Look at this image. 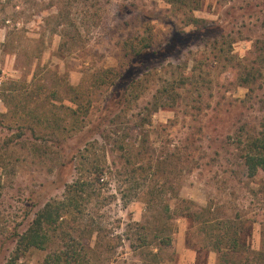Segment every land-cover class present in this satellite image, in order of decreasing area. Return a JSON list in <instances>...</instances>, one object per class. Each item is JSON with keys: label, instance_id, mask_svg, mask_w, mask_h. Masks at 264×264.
<instances>
[{"label": "rangeland", "instance_id": "374dc122", "mask_svg": "<svg viewBox=\"0 0 264 264\" xmlns=\"http://www.w3.org/2000/svg\"><path fill=\"white\" fill-rule=\"evenodd\" d=\"M74 116L86 131L73 129ZM124 134L137 138L139 169L120 174L131 154L117 147ZM263 135L264 0H0V264L80 177L79 210L69 207L48 248L19 264H42L65 236L98 246L100 264H148L132 244L135 222L158 224L141 200L152 184H165L174 214L162 262L213 264L199 226L214 217L244 219L262 258L264 172L248 177L243 154ZM82 155L103 169L82 173Z\"/></svg>", "mask_w": 264, "mask_h": 264}, {"label": "trees", "instance_id": "16d2710c", "mask_svg": "<svg viewBox=\"0 0 264 264\" xmlns=\"http://www.w3.org/2000/svg\"><path fill=\"white\" fill-rule=\"evenodd\" d=\"M169 1L175 2L183 0ZM142 49L143 48L138 49L137 52L140 53ZM168 92L170 96L171 91ZM77 96L79 97L78 93ZM77 96L76 99H78ZM161 97L162 96H160V99H162ZM73 101L75 102V100ZM159 101L158 99L157 102H152L151 110L150 107H148L151 113L153 110L159 108L161 105ZM167 103H169V105L171 104V102ZM162 105L167 104L164 103ZM37 107L38 105L34 106V109H36L35 116L33 115L34 119L41 121L45 120L44 116L49 117L46 116V114L43 115L42 110H39V113H37ZM78 109H72L74 115L79 114L80 111ZM75 118L72 124L73 129L77 131H86L85 126L87 125L80 124L81 119L79 117ZM107 119L108 116H104L101 125L105 123ZM59 122L60 120L56 119L55 125H59L57 124ZM145 123L144 121L137 125L141 127V125L144 126ZM55 125L53 123L52 126L55 127ZM62 127L63 126L60 125L59 129H62ZM124 136H121L116 141L117 147H120V149L124 151V154H130L132 148L136 145L137 138L134 137V134H124ZM132 156L133 153L127 158L125 165L120 168V174H123V170L128 169V172L133 173L139 169L135 168L134 162L131 159ZM243 159L248 177H254L261 171L264 172V135L261 137L256 136L247 142ZM77 166L81 172L85 170L88 171L91 167H94L96 170L103 169V164L98 160L85 161L84 158L82 162H78ZM131 167L133 168L131 169ZM141 168L144 169L143 166H141ZM87 184L88 182L80 177L74 182L66 184V193L63 200L47 201L45 205L36 212L27 230L21 234H17L16 246L6 264H19L18 261L22 255L31 248L47 249L49 241L51 240L49 234L50 229L55 228L56 230L58 226L60 227L63 224L64 213L69 207L74 206L79 210L78 204L80 203V194L85 190ZM164 186L165 184L160 185L157 190V188L155 189V184H152L141 196V200L144 201L148 208L152 207L157 209L155 219L158 221V224L149 226L148 223L135 222L136 225L134 228H138L139 232L134 238L136 244H132V246L143 251L144 261L148 262V264H168L166 261H161L163 249L173 245L175 242L176 236L169 230V221L174 214L172 213L170 204L165 200L166 197L164 198L162 196V191H167ZM194 213L188 210H182L178 215L194 221ZM200 216L202 215L200 214ZM223 219L224 221H220L214 217L213 219H206L200 224L199 228L205 233L208 240L204 245L200 246L199 249H205L207 255L208 252L215 251L217 253V264H264V261L261 260L264 256L262 258L260 257L261 251L253 250L251 247L249 241L251 237V228L245 225V220L243 219L240 222H236L233 218ZM91 231L90 233L95 232L93 228H91ZM65 237L63 238V242H61V247L50 250L42 264H100L99 255L102 251L99 252V250H97L98 246L92 245L89 239L81 243L76 238L65 239ZM106 247L102 248L103 252L109 249V246Z\"/></svg>", "mask_w": 264, "mask_h": 264}, {"label": "crops", "instance_id": "0c3cea01", "mask_svg": "<svg viewBox=\"0 0 264 264\" xmlns=\"http://www.w3.org/2000/svg\"><path fill=\"white\" fill-rule=\"evenodd\" d=\"M212 252H213V251L210 252V255H209V256H210V259H211V257H212V262H213V264H214L215 261H216V258H215L216 256H215V254H212ZM213 253H214V252H213ZM211 255H212V256H211ZM213 255H214V256H213Z\"/></svg>", "mask_w": 264, "mask_h": 264}]
</instances>
